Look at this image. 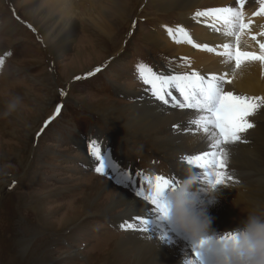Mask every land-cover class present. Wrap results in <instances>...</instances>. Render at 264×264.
<instances>
[{"label":"rangeland","instance_id":"1","mask_svg":"<svg viewBox=\"0 0 264 264\" xmlns=\"http://www.w3.org/2000/svg\"><path fill=\"white\" fill-rule=\"evenodd\" d=\"M39 1L0 0V58L3 59L0 64V264H98L109 247L126 233L119 223L108 222L104 214L89 215L95 209L85 201L82 203L81 191L90 197L99 188L106 192L99 179L93 180L99 176L109 186L112 182L118 188L129 189L117 183L115 177L95 172L93 163L84 160L87 153L84 158L80 155L83 150L80 141L95 137L101 130L104 139L108 136L112 151L118 150L119 142L125 140L126 146L121 148L134 165L169 178V166L158 155V149L149 141L141 144L135 135L129 137L131 141L124 137L123 128L117 124L121 111L106 114L101 108L108 107L111 101L122 109L130 106L131 98L120 94L118 87L131 93L145 90L136 70L138 62L167 74L169 69L178 71L177 74L200 72L201 67L194 65L200 60L198 57L223 59L216 54L223 49L216 46L215 52H209L180 41L176 46L181 51L175 53L151 41L149 35L159 29L168 34V28H172L175 33L178 11L158 10L148 0H73L78 10L73 21L76 24L73 37L63 52H56L52 42L31 20ZM98 15L106 21L105 27L116 28L113 22L119 24L118 17H123L124 22L103 42L97 41L99 30L92 25ZM52 16L47 23L62 17L55 13ZM35 17L44 22L42 13ZM62 37L60 33L59 39ZM192 41L202 45L201 41ZM96 68L100 71L94 72ZM71 70L77 72L70 75ZM88 72L93 75L87 76ZM229 82L225 78V83ZM11 101L16 102V108L8 112ZM58 104L61 111L54 115ZM49 117L53 119L45 127ZM260 206L264 209V203ZM83 208L88 214L80 220L74 219ZM118 210L112 213L118 214L122 209ZM69 212L72 213L65 215ZM239 220L232 229L243 219ZM174 233L193 259L202 264L193 256L194 251H200L191 246L190 237L179 230ZM111 253L108 251L101 260L114 264L117 258L124 260L119 264L128 263L129 258H112ZM201 255L208 257L206 252ZM213 259V255L209 256L208 264H213Z\"/></svg>","mask_w":264,"mask_h":264},{"label":"bare ground","instance_id":"2","mask_svg":"<svg viewBox=\"0 0 264 264\" xmlns=\"http://www.w3.org/2000/svg\"><path fill=\"white\" fill-rule=\"evenodd\" d=\"M148 3L155 5L156 8L161 11L177 10L178 20L175 21L176 25L174 29L176 30L180 23L179 27L184 28L192 39H195L197 42L201 41L202 45L208 44L213 48H216V46L219 48L220 45L230 41L234 42L235 40L234 37H226L224 35L222 24L216 23V29H220L216 32V30L211 27L213 23L211 17H204V19L195 17L197 11H204L208 8H217L219 6H235L234 0H148ZM53 6L54 8L52 10L51 8ZM258 8L259 4L256 0H245L243 12L244 16L247 17H245V20L246 23H248V28L252 30L249 33L242 32L240 34L238 45L243 51L256 52L257 54L260 52L259 43H264V35H260V33L264 32V14L253 15V12ZM37 12L39 14L42 13L44 17L42 21L44 22L36 19L35 14H38ZM77 12L78 10L73 0H40L35 14L30 15L31 20L40 28L47 39L52 42V48L56 52L61 53L72 40L76 25L73 21L78 15ZM54 13L62 15V17L55 19L52 23H47L53 19L52 14ZM118 20L119 24L124 23L123 17L121 19L118 17ZM249 21H251V23H249ZM105 22L103 17H99V15L95 16L92 21V25L99 30L97 32L99 34L97 35V41L102 40L103 42L106 37L108 38L109 35L111 36L119 25L113 22L116 27L113 29L110 25L109 27L108 25L105 27L107 24ZM198 22L202 23V25H199ZM165 32L164 29H159L156 32H151L149 38L151 41L157 42L159 46L162 45L164 49L166 48L169 50L171 48L175 50V53L180 52L181 47L176 45L184 41L186 43L187 41L183 37H178V39L182 41L178 43L177 39L173 37L171 39ZM60 33H63L61 39H59ZM204 34H206V37ZM250 34H253L256 39H252ZM218 36L220 38H217ZM99 37L101 38L99 39ZM255 40H258L257 45H255ZM193 44H195V42H193ZM213 57L210 58L207 55L198 57L202 62L198 60L194 65L195 67H201V71L199 70L201 75L207 77L211 74H227L226 78L230 79V82L224 83L226 91H232L233 94L264 97V65H262L260 61L246 60L237 69L234 61L225 63V57L223 59ZM204 60L208 61L206 62ZM76 72V70H71L69 74L71 75ZM155 72L171 75L177 74L178 71L174 72L172 69H169L168 74L165 72ZM148 87L149 86L145 85V90L135 93L127 92L118 87L120 94L131 98L130 106L127 105L126 109H122V106L116 105L112 101L109 103L108 107L104 106L101 102L99 105H103L101 109H103V112L106 114L107 111H121V116H119L121 120L118 121L117 124L123 128L126 135L124 137L133 138V135H135L139 137L140 140L137 141H140L141 144L149 141L151 145L158 149V155L169 166V178L183 180L188 175L187 171L191 169L192 174L196 175L197 180L189 190V198L194 202L197 209L202 206L206 213L212 218L209 234L213 236V239L226 235L233 230V224L239 223L238 221H240V218H246L247 212L253 209L261 210L262 206L260 205L264 203V108L258 110L257 113L250 118L254 123V127L247 131L246 142L229 146L230 156L228 170L234 174V178L238 182L217 183L215 184L213 193L210 194L208 192L211 186L209 182L210 178L206 176L205 170L194 165H188L186 160L181 159L183 156L198 155L202 152L209 151L208 141L205 139L203 133L184 130L188 126V119L194 115V110L173 108L171 103L169 105H163L160 101L155 100V98L151 96V93L147 91ZM173 95L176 96L177 99H182L176 91H173ZM169 100H171V98H169ZM98 112H100V110H98ZM173 126H176L178 130H174ZM126 130H128V135L126 134ZM103 135L105 134L101 132V130H98L95 137H87L83 139L84 141H80V143L83 142L81 146H83V150H85H82L80 155H83L84 158V155L87 153L84 160L88 159V162L93 163L95 167L96 162L87 149L89 141L97 139L105 145L108 155L115 164L118 162L117 166L121 170L127 173L131 172L132 175L139 174L145 177L140 171L136 170L137 168L129 156L125 154L127 152L121 148L126 146L125 140L119 142L118 145L121 147L117 145L118 150L112 151L108 136H105V138H107L104 139ZM94 178L99 179V184H104L107 191L101 192L99 188L96 193L93 192V197L87 196L89 194L84 195L85 191H81L83 193H81L82 196H80L82 203L85 201L90 208L99 210L98 212L94 210V212L92 211L93 213L91 212L89 215L104 214L109 220L108 222L114 225L119 223L120 228H122L121 225L125 222L138 223L134 220V217L137 216L149 218L151 221L148 225V231L144 233L136 229L123 228L126 236L116 241L114 240L115 242L111 247H109L108 250L106 249L107 252H113L111 253L112 258H129L126 264H188L190 260L198 264L193 259L190 251L188 252V248L175 237L174 232H177V229H174L172 226L169 227L164 222V218L159 217L158 213H151L150 209L153 206L149 202L143 200L142 197H138L135 192L129 194L130 188H128L129 190H123L122 188L112 185V182L110 186L117 189H113L112 187L109 188L110 186L103 178H100V176L93 177V180ZM135 178H137V180L139 179V177ZM142 186H144L147 192L149 184L145 180L142 182ZM94 188L95 187L92 188L93 191ZM92 190L89 193H91ZM113 193H115L116 196H113ZM233 200L238 206L233 204ZM72 202H74V200H72ZM102 205H104L103 208L105 209L101 207ZM118 209H122L120 213H112ZM84 210L85 208L73 218L79 220L83 218L88 214L85 213ZM70 213L72 212L65 215H69ZM81 224L84 225L83 221ZM87 234L89 235V233ZM186 235H184L182 239H184ZM107 252H105L102 257ZM100 260L97 261L98 264H108V262ZM120 261L117 258L113 260L114 264H119Z\"/></svg>","mask_w":264,"mask_h":264},{"label":"snow or ice","instance_id":"3","mask_svg":"<svg viewBox=\"0 0 264 264\" xmlns=\"http://www.w3.org/2000/svg\"><path fill=\"white\" fill-rule=\"evenodd\" d=\"M259 8L253 12V15L264 14V0H256ZM235 6H225L217 8H208L204 11H197L195 17H211L213 23L211 27L216 29V23L223 25V32L226 37H234L235 41L227 42L219 47L223 51L216 54L225 57V63L235 61V67L238 69L246 60H258L264 65V43H260V52L241 51L239 45L240 34L248 28V23L244 21L243 8L245 0H234ZM251 23V21H249ZM168 34L177 39L183 37L188 43L193 44L188 32L177 26L175 33L172 28H168ZM264 35V32L260 33ZM255 39V36H253ZM194 47L202 48L209 52H215L216 49L208 44H193ZM7 55V53L5 54ZM3 59L0 58V64ZM136 70L139 78L148 87L147 91L155 100L160 101L163 105H169L173 108L194 110V115L188 119L185 131H196L203 133L208 141L209 151L202 152L198 155L183 156L181 159L186 160L188 165H194L205 170L209 182L213 185L217 183H235L234 174L228 170L229 163V146L246 142V133L254 127L250 119L258 110L264 108V97L249 96L245 94H233L232 91H226L224 87L227 74L203 76L197 71L184 72L182 74L165 75L157 73L143 62H138ZM100 68L94 69L99 72ZM87 76L93 75V72L86 73ZM81 77H75L80 79ZM173 91L179 93L182 99H177ZM61 95L64 92L61 91ZM171 98V101L169 100ZM61 105H57L54 115L61 111ZM45 121L46 127L48 122ZM174 130H178L173 126ZM44 128H41L43 132ZM39 135V133H37ZM88 150L95 160V172L101 175H109L117 178V183H124L130 180L127 172L121 170L110 158L106 149L97 140H90ZM149 184V190L146 192L143 187L136 191L138 197L149 202L153 207L151 213H158L160 218L166 219L164 193L177 183L175 178H168L162 175L146 178ZM138 223L125 222L122 228L136 229L141 232L148 231V225L151 223L149 218L143 216L134 217ZM199 258V253H195ZM188 264H195L194 261H188Z\"/></svg>","mask_w":264,"mask_h":264},{"label":"clouds","instance_id":"4","mask_svg":"<svg viewBox=\"0 0 264 264\" xmlns=\"http://www.w3.org/2000/svg\"><path fill=\"white\" fill-rule=\"evenodd\" d=\"M16 102L8 104V112L15 110ZM7 114V113H5ZM183 180H177L163 195L166 219L174 229L186 233L198 248L211 249L213 264H264V209H253L231 232L222 239L224 244L217 250L210 233L212 218L201 206L196 208L189 198V190L196 182L191 169ZM215 185L211 184V194ZM233 204L238 206L236 203Z\"/></svg>","mask_w":264,"mask_h":264}]
</instances>
